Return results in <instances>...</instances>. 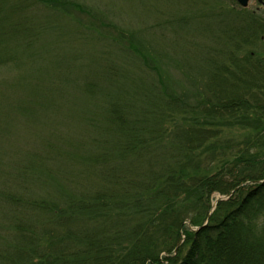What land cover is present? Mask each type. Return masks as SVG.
Returning <instances> with one entry per match:
<instances>
[{
	"label": "rangeland",
	"instance_id": "obj_1",
	"mask_svg": "<svg viewBox=\"0 0 264 264\" xmlns=\"http://www.w3.org/2000/svg\"><path fill=\"white\" fill-rule=\"evenodd\" d=\"M71 1L58 6L40 4L14 17L7 47L11 58L0 66V198L10 204L0 220V251L14 256L12 261L2 260L4 264H17L19 252L27 253L30 232L15 226L20 222L26 227L34 216L35 226H41L42 218L47 223L46 234L50 227L55 239L49 242L52 235L47 236L43 256L35 264H41L43 257L49 264L52 252L60 257L72 252L76 257L86 241L96 244L95 238L100 246L95 257L106 252V262L98 264H107V239L118 238L125 251L128 231L155 212L171 210L173 202H158L148 215L139 219L133 215L135 219L131 216L114 225L101 216H105L104 205L95 207L96 213L93 208L79 211V198L92 204L89 197L103 198L101 192H107L116 199L119 190L120 196L129 198L133 187L141 188L142 172L162 168L171 162L173 149L182 147L175 135L183 124L200 128L206 141L215 140L216 120L204 119L196 105L208 95L210 75L216 69V39L224 30L230 44L239 42L238 55L251 49L264 62V34L260 40L258 34L257 44L247 45L240 42L247 36H239L235 27L249 18L248 9L256 7H260L256 15L264 24V8L257 0H250L248 9L235 0ZM228 16L232 24L227 19L220 21ZM172 97L184 105L168 104ZM114 108L124 111L130 120L128 127L138 126L136 155L127 149L117 151L127 134L119 129L122 116ZM194 116L200 120L196 117L191 124ZM261 117L260 127H251L253 137L264 134ZM231 128L234 137L249 133L247 127ZM221 133L229 136L227 130ZM146 147L151 148L146 151ZM233 192L214 191L208 202L212 206ZM13 194L24 198L23 207L6 199ZM41 199L71 207L75 213L43 216L44 211L30 205ZM129 209L117 213H131ZM92 212L97 215L93 217ZM167 253L159 254L162 258ZM184 254L185 250L179 258Z\"/></svg>",
	"mask_w": 264,
	"mask_h": 264
},
{
	"label": "trees",
	"instance_id": "obj_2",
	"mask_svg": "<svg viewBox=\"0 0 264 264\" xmlns=\"http://www.w3.org/2000/svg\"><path fill=\"white\" fill-rule=\"evenodd\" d=\"M62 3L73 1L0 0V66L11 58L7 47L16 24L14 17L21 16L29 8L40 4L58 6ZM247 14L249 18H246L244 24L235 25L238 28L236 33L247 36L240 42L255 45L258 43V34H264V24H261V18L256 14ZM226 19L231 23L230 16L220 21L226 22ZM240 47L237 40L230 44L229 34L225 30L222 37L216 39V69L210 75L212 82H208L207 97L199 99L196 105L204 119L211 123L216 120L215 140L206 141V136L203 139L205 133L193 125L183 124V129L177 125L175 137L182 147L173 149L171 162L162 168L154 171L146 169L142 172L139 184L141 188L135 186L134 192H126L124 195H131L129 198L120 196L121 190L117 191L116 199L107 192L101 193L109 196L108 200L105 196L95 199L93 196L89 197L90 202L95 203L94 206L87 203L86 199L79 198L76 204L79 211L86 213V210L81 209L93 208L96 213L95 207L104 205L102 210H105V216H101L107 218L105 221L114 222V225L118 224L117 220L123 221L133 215L138 216V219L148 215L147 211L152 210L158 202H173L170 205L171 210L160 214L155 212L128 231L130 239L125 251L120 247L121 241L118 238L113 237L116 239L113 242L107 239V264H164L165 260L168 264H264V181L259 182L264 180V134L258 132L254 137L251 135L255 131H251V127L258 129L263 120L261 116L264 115V62L251 49L238 55ZM172 98L168 100V104L174 103L179 108L184 105L181 99ZM114 110L122 116L118 120L121 133L127 134V139L122 147L119 145L117 151L127 149L130 154L136 155L137 148L140 149L135 141L137 133L140 132L136 129L138 126L133 122V126L128 127L130 120L124 111L120 108ZM196 117H193L191 124L197 120ZM236 126L247 127L249 133L240 132L236 137L230 135L233 129L231 127ZM223 130H227L229 136L224 137L225 134L221 133ZM150 148L146 147V151ZM231 166L234 168L231 169ZM232 189L233 194L217 202L207 223L203 225L211 207L208 202L211 193L216 191L228 194ZM14 195L16 194L9 195L6 199L23 207L24 198ZM125 197L128 199L123 201ZM127 201H133L134 204H127ZM176 203L179 205L175 206ZM9 205L7 200L0 198V220L5 218ZM30 205L31 209L44 211L43 216L47 213L54 217H70L75 213L71 207H59L57 203L43 199L34 200ZM128 206H132L131 209L126 208ZM121 209L133 212L128 213L131 215L118 214ZM91 211L92 209L89 210ZM95 213L90 215L94 217L97 215ZM26 214L27 212L24 216ZM41 215L42 213L39 214ZM35 217L29 223L32 227L29 224L23 227L20 222L15 226L17 230L30 232L29 245L25 250L27 253L19 252L21 259L17 264H35L43 256L41 251L44 241L48 240L47 236L52 235L49 242L54 239V230L51 232L48 227L46 234L47 223L41 218V226L36 227ZM187 221L188 225L194 226H186ZM195 226L199 228L194 230ZM78 240L74 238L76 243L81 244ZM180 240L182 243L176 246ZM92 241L96 244L86 241L85 247L76 257L72 252L68 255L62 254V257L56 252L49 253L48 258L52 259L49 264H59V261H66V264L106 262L105 249L100 258L95 257L100 246L96 238ZM11 245L9 243V247ZM175 248L177 251L171 255ZM183 250L185 254L179 258ZM161 251L168 253L161 258ZM16 255L18 256L17 253ZM13 258L14 256L6 253L3 255L0 251V264H4V259L12 261ZM46 263L47 259L43 257L41 264Z\"/></svg>",
	"mask_w": 264,
	"mask_h": 264
},
{
	"label": "water",
	"instance_id": "obj_3",
	"mask_svg": "<svg viewBox=\"0 0 264 264\" xmlns=\"http://www.w3.org/2000/svg\"><path fill=\"white\" fill-rule=\"evenodd\" d=\"M259 1H262V0H259ZM237 2H238L239 4H241L242 6H246L247 3H248V0H237Z\"/></svg>",
	"mask_w": 264,
	"mask_h": 264
},
{
	"label": "flooded vegetation",
	"instance_id": "obj_4",
	"mask_svg": "<svg viewBox=\"0 0 264 264\" xmlns=\"http://www.w3.org/2000/svg\"><path fill=\"white\" fill-rule=\"evenodd\" d=\"M264 8V7H263ZM260 7H256L253 11H252V13H258L260 10ZM261 38H263V36H261Z\"/></svg>",
	"mask_w": 264,
	"mask_h": 264
}]
</instances>
